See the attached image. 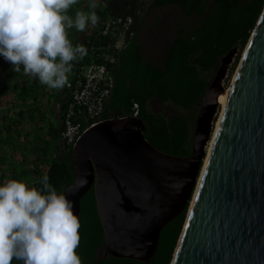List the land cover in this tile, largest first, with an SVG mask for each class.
<instances>
[{"label": "water", "instance_id": "obj_1", "mask_svg": "<svg viewBox=\"0 0 264 264\" xmlns=\"http://www.w3.org/2000/svg\"><path fill=\"white\" fill-rule=\"evenodd\" d=\"M236 53L220 58L198 103L192 154L155 148L137 116L102 119L81 132L73 180L62 192L78 215L93 186L104 235L99 258L150 264L161 229L188 206L170 264H264V5L227 91Z\"/></svg>", "mask_w": 264, "mask_h": 264}, {"label": "trees", "instance_id": "obj_2", "mask_svg": "<svg viewBox=\"0 0 264 264\" xmlns=\"http://www.w3.org/2000/svg\"><path fill=\"white\" fill-rule=\"evenodd\" d=\"M98 23L84 32L68 30L73 44L82 43L87 55L74 62L69 79L84 64L104 63L113 74L114 87L101 119L136 116L145 125V138L158 150L174 156L192 154V135L196 107L209 86L220 58L234 47L240 50L248 41L264 5V0H96ZM89 0H79L70 10L89 11ZM174 7L180 14L169 25L162 16L154 18L156 50L162 54L153 61L141 40L144 23L152 10ZM130 16L132 23L125 43L116 47V36L102 35L100 25L107 17ZM168 25V26H166ZM239 53V52H238ZM0 56V184L7 179L36 181L47 174L57 190L72 182L73 146L60 136L70 100L66 86L58 103L47 99L50 89L38 79L12 71ZM5 99L3 100V98ZM158 99L176 110H152L149 103ZM60 123H59V121ZM57 123L59 127H57ZM87 126L81 118V130ZM188 206L161 229L150 264H170L183 228ZM81 240L77 252L83 264H145L105 252L103 229L91 186L80 199L78 214ZM12 264H21L13 260Z\"/></svg>", "mask_w": 264, "mask_h": 264}, {"label": "clouds", "instance_id": "obj_3", "mask_svg": "<svg viewBox=\"0 0 264 264\" xmlns=\"http://www.w3.org/2000/svg\"><path fill=\"white\" fill-rule=\"evenodd\" d=\"M79 0H0V56L12 71L36 78L50 90L69 84L74 62L87 55L68 30L95 26L96 0L89 11L69 12ZM7 179L0 184V264H83L77 249L81 223L73 201L57 192L47 174L38 183Z\"/></svg>", "mask_w": 264, "mask_h": 264}, {"label": "built area", "instance_id": "obj_4", "mask_svg": "<svg viewBox=\"0 0 264 264\" xmlns=\"http://www.w3.org/2000/svg\"><path fill=\"white\" fill-rule=\"evenodd\" d=\"M132 18L107 17L100 25L99 32L102 35H111L117 37L116 47H122L125 43L124 37L129 31ZM132 35V31H129ZM114 87L113 74L104 63H89L81 65L69 79L66 86L69 92L70 100L66 107L63 127L60 136L67 145H74L81 130V118H83L87 127L94 125L102 120L101 116L105 109L106 101L109 99ZM137 113V105L134 104ZM84 128V129H85Z\"/></svg>", "mask_w": 264, "mask_h": 264}, {"label": "rangeland", "instance_id": "obj_5", "mask_svg": "<svg viewBox=\"0 0 264 264\" xmlns=\"http://www.w3.org/2000/svg\"><path fill=\"white\" fill-rule=\"evenodd\" d=\"M149 1V0H147ZM156 15H160L162 16V21L165 24H170L175 18H180V14L179 12L172 6H167L164 7L162 9H155L152 10L150 15L148 16V18L146 19L144 26H143V30L141 33V40L143 41V43H145L144 47H145V51H147V54L151 57V60L153 61H160L162 59V54L160 51L156 50L157 46L155 44V38L153 37V34L156 33L157 35L159 33H157V31H154V20H155V16ZM166 25V26H168ZM245 45L239 50L237 47V53L236 55L233 57L232 62L230 63V65L228 66L227 72H226V76L223 79V86L225 88H227V90L229 89V86L231 84L233 75L235 73V70L237 68V65L240 61L241 55L244 51ZM239 52V53H238ZM212 74V78L215 75V73H211ZM211 78V79H212ZM5 99V97L3 98V100ZM149 106L152 110H163L166 113H173L176 108H174L172 105L170 104H162L161 102H159L158 99H153L150 101ZM198 110V106L196 107L195 112L197 113ZM220 111H221V106L219 107V110L215 116V122H218L219 116H220Z\"/></svg>", "mask_w": 264, "mask_h": 264}, {"label": "crops", "instance_id": "obj_6", "mask_svg": "<svg viewBox=\"0 0 264 264\" xmlns=\"http://www.w3.org/2000/svg\"><path fill=\"white\" fill-rule=\"evenodd\" d=\"M62 93H63L62 89L50 90V93L48 94L47 99L51 102V104L55 102L59 104L58 98L62 96Z\"/></svg>", "mask_w": 264, "mask_h": 264}, {"label": "bare ground", "instance_id": "obj_7", "mask_svg": "<svg viewBox=\"0 0 264 264\" xmlns=\"http://www.w3.org/2000/svg\"><path fill=\"white\" fill-rule=\"evenodd\" d=\"M227 91H228V90H227ZM227 91H226V92H222V93L219 94V96H218V102L221 104L222 107H223V105L225 104V101H226ZM217 123H218V122H217ZM217 123H216V125H215L214 131H215V129H216ZM214 131H213V133H214ZM212 137H213V135H212ZM212 137H211V141L209 142V145H208V149H207V151H208L209 148H210V145H211V142H212ZM205 160H206V159H205Z\"/></svg>", "mask_w": 264, "mask_h": 264}, {"label": "flooded vegetation", "instance_id": "obj_8", "mask_svg": "<svg viewBox=\"0 0 264 264\" xmlns=\"http://www.w3.org/2000/svg\"><path fill=\"white\" fill-rule=\"evenodd\" d=\"M58 121H59V120H58ZM59 123H60V121H59ZM57 125H58L57 127H59V124H58V123H57Z\"/></svg>", "mask_w": 264, "mask_h": 264}]
</instances>
